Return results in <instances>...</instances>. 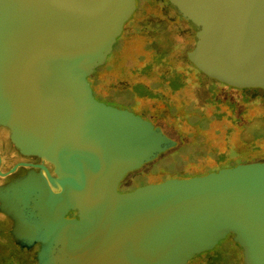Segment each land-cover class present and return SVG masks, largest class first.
Listing matches in <instances>:
<instances>
[{"label": "water", "instance_id": "water-1", "mask_svg": "<svg viewBox=\"0 0 264 264\" xmlns=\"http://www.w3.org/2000/svg\"><path fill=\"white\" fill-rule=\"evenodd\" d=\"M165 1L196 29L187 59L198 73L264 91V0ZM136 13V0H0V129L42 162L0 176L28 165L47 179L30 172L0 187L2 210L39 243L41 264H188L230 235L242 264H264V163L118 192L175 146L92 95Z\"/></svg>", "mask_w": 264, "mask_h": 264}, {"label": "trees", "instance_id": "trees-1", "mask_svg": "<svg viewBox=\"0 0 264 264\" xmlns=\"http://www.w3.org/2000/svg\"><path fill=\"white\" fill-rule=\"evenodd\" d=\"M140 1L148 2L150 0ZM144 13L142 10L138 11L136 14L137 26L133 28V23L131 26L130 23L127 25L128 34L125 39L114 46L109 63L91 77L90 87L93 98L106 106H120L123 108L122 110L129 112L127 109L133 110L134 104L139 100L156 101L159 99L161 97V94L158 93L160 90H167L172 95L178 94L181 102H178L177 106H166L167 110L171 112V116L165 120L180 138V141L175 142L172 150L175 148H178L179 151H186L189 148L195 149H193L195 154L190 156V162L193 161L195 156H202L201 151L204 152L208 147L206 130L213 120V117H206L204 114V107L208 105L213 106L214 111H221V105L229 107L230 110L235 107V111H224V117L226 116L227 120L234 126H239L238 128L243 130L245 134H251L252 132L248 129L253 120L250 118L248 111H236L238 106L225 105L223 103L224 98H221L220 94H215L213 90L205 89L209 96L205 100V106L198 108V110L193 109L191 104L188 105L182 101L181 97H187V95L194 92L199 93V90L203 87H197L194 81L196 78H205L193 68L187 59L191 41L195 39L196 29L184 21L172 7L165 9L164 19L160 22L155 19L151 20V18L145 19ZM145 25L150 26L144 27ZM146 30L149 31L146 32ZM126 41L129 43L128 46H126ZM120 57L124 60L123 65L116 75L114 73L107 78V82L110 81L111 83L102 81L100 76L103 73L113 72L114 63ZM158 70L162 72L159 74ZM125 77H129V79L124 80ZM147 82L150 83L147 85ZM243 91L249 92L251 90ZM256 91L264 92L261 90ZM186 108L190 111H187ZM151 118L157 122L158 119H163V114L162 117ZM149 123L153 124L151 121ZM183 123L191 131L183 129ZM185 136H194L192 143H184ZM198 142L200 144L197 145ZM193 171L190 170L191 173ZM215 171L217 170L205 169L202 171L201 176ZM226 251L231 257L236 258L241 249L234 244L233 248L229 247ZM211 255L212 253H208L206 256L210 258ZM199 261L198 264H205L202 260ZM210 261L207 264H215L216 256L214 260Z\"/></svg>", "mask_w": 264, "mask_h": 264}, {"label": "rangeland", "instance_id": "rangeland-1", "mask_svg": "<svg viewBox=\"0 0 264 264\" xmlns=\"http://www.w3.org/2000/svg\"><path fill=\"white\" fill-rule=\"evenodd\" d=\"M150 3L152 4L150 5ZM136 6L137 13L139 10L145 12V19L151 18V20L155 19L159 22L164 19L163 14L165 9L167 7H171L165 0H150L148 2L136 0ZM136 14L129 22L130 26L133 23V28L137 26ZM129 23H127V25ZM127 25L125 37L123 39H125L128 34ZM148 26L150 25H145L144 27ZM147 31L149 30H146V32ZM128 45L129 43L126 41V46ZM194 45L195 39H192L189 51H192ZM123 61V58H118V60L114 63L113 72L103 73L100 76V79L109 83L110 81L107 82V78L111 77L114 73L115 75L118 73L120 67L123 65ZM160 72L162 71L158 70L159 74ZM123 79L127 80L129 77H125ZM194 82L197 87L203 88L199 90V93L194 92L187 95V97H181L184 103L188 105L191 104L193 109L204 107L205 100L209 96L206 90H213L215 94H220L219 96L224 98L223 103L225 105L233 104L238 106L236 111H248L250 118L253 120L249 124L248 130L252 133L245 134L243 130L238 128L239 126H234L227 120L226 116L224 117V111H235V107L230 110L228 109L229 107L221 105V111H214V107L208 105L207 107H204V114L206 117H213V120L208 125V129L206 130L208 135L206 143L208 147L204 152L201 151L202 156H195L193 161L190 162V156L195 154L194 148V150L189 148L186 151H179L178 148L173 150L169 149L159 154L154 160L146 163L138 170L128 173L120 183L119 191L130 187L139 188L146 185L158 184L166 180H182L190 177L201 176L202 171L205 169L219 170L234 167L239 164L264 163V92H257L256 90H251L249 92L229 91V89L225 88L223 85L203 77L198 79L196 78ZM149 83L150 82H147V85ZM158 93L161 94V97L156 101L139 100L134 104L133 110H127L144 121H151L155 128L161 130L162 133L173 142H177V140L180 141V138L177 136L175 130L170 127L166 121L171 116V112L167 110L166 106H177L178 102L180 103L181 100L178 94L172 95L167 90H160ZM113 107L119 110L123 109L116 105H113ZM163 110L164 112H162ZM186 110L190 111L188 108H186ZM162 114L163 119H158L157 122L151 118L158 116L162 117ZM219 115L221 116L219 117ZM183 129L191 131L188 130L190 128L185 125V123H183ZM193 137L185 136L184 143H192ZM198 144L200 143L198 142L197 145ZM190 170H194L193 173H191ZM227 238L221 241L213 251L209 252L212 253L210 258L206 256L208 253H205L196 256L188 264H198L200 262L199 260H202V262L207 264L211 262L210 260H214L215 256V264H242V251H239L240 253L236 258L231 257L226 251L229 247L233 248L234 246L233 238L231 239V237H229L228 240Z\"/></svg>", "mask_w": 264, "mask_h": 264}, {"label": "flooded vegetation", "instance_id": "flooded-vegetation-1", "mask_svg": "<svg viewBox=\"0 0 264 264\" xmlns=\"http://www.w3.org/2000/svg\"><path fill=\"white\" fill-rule=\"evenodd\" d=\"M229 91L231 90L229 89ZM18 164L41 166L42 162L40 159L24 158L11 145L8 132L0 129V171L2 173H7ZM28 165L18 167L16 172L7 177L0 176V187L7 186L17 180H20L26 177L30 172L38 174L40 177L46 179V174L42 169L30 167ZM44 166L53 176L52 168L46 163ZM48 184L53 192H58V190L51 183L48 182ZM136 188L137 187H130L119 191L118 186V192L124 194L133 191ZM71 217L76 218V214L71 213L67 216V218ZM229 237L232 239L233 236L230 235ZM229 237L227 239H229ZM39 252V243L31 240L30 237H28L25 232L18 227L14 218L2 210L0 203V264H41ZM42 264H52L51 259L47 258Z\"/></svg>", "mask_w": 264, "mask_h": 264}, {"label": "bare ground", "instance_id": "bare-ground-1", "mask_svg": "<svg viewBox=\"0 0 264 264\" xmlns=\"http://www.w3.org/2000/svg\"><path fill=\"white\" fill-rule=\"evenodd\" d=\"M58 183L66 192H70L69 185L66 181L61 179V180H58Z\"/></svg>", "mask_w": 264, "mask_h": 264}]
</instances>
